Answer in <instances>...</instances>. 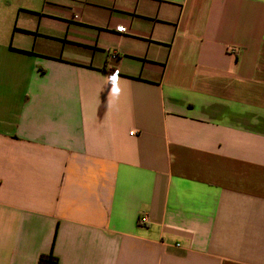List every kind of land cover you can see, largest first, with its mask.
<instances>
[{
  "label": "crops",
  "instance_id": "1",
  "mask_svg": "<svg viewBox=\"0 0 264 264\" xmlns=\"http://www.w3.org/2000/svg\"><path fill=\"white\" fill-rule=\"evenodd\" d=\"M50 251L264 264V0H0V264Z\"/></svg>",
  "mask_w": 264,
  "mask_h": 264
},
{
  "label": "trees",
  "instance_id": "2",
  "mask_svg": "<svg viewBox=\"0 0 264 264\" xmlns=\"http://www.w3.org/2000/svg\"><path fill=\"white\" fill-rule=\"evenodd\" d=\"M38 264H58L57 257L50 251L48 253H42L39 255Z\"/></svg>",
  "mask_w": 264,
  "mask_h": 264
},
{
  "label": "built area",
  "instance_id": "3",
  "mask_svg": "<svg viewBox=\"0 0 264 264\" xmlns=\"http://www.w3.org/2000/svg\"><path fill=\"white\" fill-rule=\"evenodd\" d=\"M74 18H77L78 16L77 15H74L73 16ZM116 30L118 31V32H125L126 31V29H125V27L124 26H116ZM231 53H234L235 51H236V49L235 48H230V49H228ZM129 134H133V131H130L129 132ZM145 217H142L141 219H140V221L141 222H145Z\"/></svg>",
  "mask_w": 264,
  "mask_h": 264
}]
</instances>
